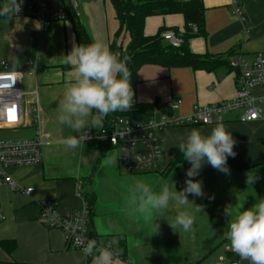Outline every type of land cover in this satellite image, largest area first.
Returning <instances> with one entry per match:
<instances>
[{"label": "crops", "instance_id": "crops-1", "mask_svg": "<svg viewBox=\"0 0 264 264\" xmlns=\"http://www.w3.org/2000/svg\"><path fill=\"white\" fill-rule=\"evenodd\" d=\"M201 2L205 34L188 40L191 54L219 57L224 62L236 55L247 62L258 53L264 57V0H237L243 21L232 13V0ZM75 3L72 12L90 43L98 40L113 52L124 51L123 43H127L129 34L121 30L110 0ZM166 32L179 39L184 32L183 17L158 15L144 20L146 37ZM74 45L70 19L54 22L42 31L34 19L0 18V60L8 64L11 73L14 68L21 73L19 86L14 83V98L20 97V86L28 98L26 109L23 103L18 117L11 121L9 115L6 122L10 124H0V130L17 131L15 140L32 138L31 108L36 106L44 141L38 165L7 170L16 185L31 188L32 195L0 186V242L13 243L9 253L0 248V264H92V255L88 259L84 252L71 248L60 231L43 225L37 208L39 202L54 200L61 214L81 209L82 200L76 196L78 183H82L91 203L89 232L99 244L109 243L123 257L119 255L112 264H202L214 259L223 262L224 256L237 255L227 239L228 226L241 210L264 198V104H260L262 117L253 122L240 123L239 110L223 115L221 123L236 141L235 156L227 159L228 174L203 164L196 179L203 182L204 195L188 196L190 202L202 208V213L195 214L192 230L184 232L173 226V218L182 211L195 213L191 203L177 207L170 202L158 214H142L132 203L130 189L140 181L157 193L165 185L171 190V183L180 191L190 165L178 145L192 128L207 135L216 124L167 129L161 137L162 147L168 154L167 162L174 163L164 173L126 174L119 165L117 151L105 145L101 148L82 143V150H68L63 141L76 133L58 124L55 117L65 83L72 75V67L64 63L63 56ZM234 76L235 72L226 66L207 71L144 65L136 74L133 99L141 106L161 105L166 116L187 117L196 109L233 99ZM253 95L261 98L264 89L256 88ZM173 99H180L181 104L165 109L164 103ZM128 118L137 122L145 115L138 113ZM103 125L104 118L101 127L82 129L81 134ZM252 174L254 181L250 184L248 177ZM225 210L230 214L226 215ZM152 221L158 225L156 231Z\"/></svg>", "mask_w": 264, "mask_h": 264}, {"label": "built area", "instance_id": "built-area-1", "mask_svg": "<svg viewBox=\"0 0 264 264\" xmlns=\"http://www.w3.org/2000/svg\"><path fill=\"white\" fill-rule=\"evenodd\" d=\"M7 0H0V4ZM232 13L240 20H244L242 10L237 0H232ZM75 0H23L21 11L14 18H28L37 20L45 31L54 22L66 21L68 12L75 11ZM193 32L196 28L191 26ZM161 38L173 47L180 45V39L172 33L161 34ZM1 61V60H0ZM231 70L235 72L234 82L236 96L231 100L220 101L196 109L187 117H171L163 113L161 105L157 104L151 111V116L144 121L133 122L122 116H114L110 122L96 131H87V137L83 144L99 143L117 151L119 165L126 174L164 173L168 162L162 147L161 137L169 128L201 127L222 122L223 115L234 111H241L238 117L240 123H249L260 119L263 115L260 104H264V96L256 98L253 91L256 88L264 89V57L256 54L251 62L241 59L239 56L231 57L228 61ZM11 72L8 64L0 63V85L3 81L11 84L9 88H0V124L8 126L6 119L11 115V121L18 117L22 109L23 99L26 96L21 93V86L17 88L20 97L15 99L14 83L19 86V75L11 79H5ZM13 92V93H11ZM21 102V103H20ZM181 104L180 99L168 100L164 103L165 109H175ZM34 136L30 139L17 141H0V186L6 185L12 191H20L31 196V188H21L8 176L7 170L16 167H29L41 162V148L43 146L42 130L40 127L37 107L31 108ZM93 143V144H94ZM96 145V144H95ZM168 159V158H167ZM76 196L82 200V208L67 213L57 211V203L54 200L42 201L37 204L39 218L48 229L58 230L64 236L66 243L73 249L83 251L89 242H94L100 247L107 246L118 258L107 242L99 244L97 238L90 235L88 219L90 203L83 190L82 183L76 187ZM52 213L56 216L53 217ZM1 218V217H0ZM86 255V254H85ZM89 259L91 255H86ZM88 264V263H86Z\"/></svg>", "mask_w": 264, "mask_h": 264}, {"label": "clouds", "instance_id": "clouds-1", "mask_svg": "<svg viewBox=\"0 0 264 264\" xmlns=\"http://www.w3.org/2000/svg\"><path fill=\"white\" fill-rule=\"evenodd\" d=\"M22 6L23 0H7L6 3L0 4V18L10 19L12 15L17 17L16 14L21 11ZM63 58L64 63L72 67V75L65 83L55 118L58 124L76 133L64 139L66 148L82 150V141L87 138L81 134L82 129L101 127L105 116L127 112L132 107L133 90L130 84L131 74L127 67L128 57L114 53L97 40L85 45H74ZM20 74L14 68L5 78L11 79ZM9 87L11 84L0 85V88ZM235 143L231 132L226 130L223 123H217L207 135L202 134L200 129L192 128L178 145L184 160L190 165L185 172L184 187L176 191L171 183V190L165 185L157 193L148 185L137 181L130 189L132 203L142 214H158L167 209L170 202L177 207L191 203L195 213L182 211L173 218L174 227L184 232L191 231L195 214L202 213V208L190 202L188 196L204 195L203 182L196 177L205 163L221 173L228 174L227 159L235 156ZM253 181L252 174L248 177V182L251 184ZM225 214L230 213L225 210ZM52 216L55 217L56 214L52 213ZM153 221L152 227L156 231L158 225ZM227 239L232 250L238 256L246 258L249 264H264V198L236 215L235 220L228 226ZM83 251L86 255H92V264L113 262L114 254L107 246L100 247L94 242H89Z\"/></svg>", "mask_w": 264, "mask_h": 264}, {"label": "trees", "instance_id": "trees-1", "mask_svg": "<svg viewBox=\"0 0 264 264\" xmlns=\"http://www.w3.org/2000/svg\"><path fill=\"white\" fill-rule=\"evenodd\" d=\"M115 11L116 19L120 28L129 34V45L125 51H117L120 56H127V67L131 74L130 84L132 90L136 84L137 71L144 65H156L166 69L190 67L194 70H211L214 67L226 66L230 68L227 61L219 57L197 56L189 52L187 42L192 37L204 36V7L201 0H110ZM179 14L184 20V32L179 37L180 45L173 47L161 38L160 33L153 37H146L143 33L144 20L149 16H164ZM68 19L71 20L73 34L76 44L85 45L90 43L82 25L76 19L73 12H68ZM191 26L196 28L193 32ZM162 32V31H161ZM116 51L114 53H117ZM134 93V92H133ZM155 105L141 106L133 99L132 107L127 112L111 113L104 117L106 126L114 116L127 117L142 113L143 120L151 116ZM130 119V118H128ZM92 142L91 144H93ZM90 144V145H91ZM103 148V144L94 143ZM168 156L165 152V156ZM167 160V157H166ZM168 163L167 169L173 164ZM90 199L88 198V202ZM91 204V203H90ZM90 235L93 234L90 232ZM123 247V246H122ZM0 248L9 253L13 249V243L1 241ZM119 256L118 252H116ZM120 257H122L120 255ZM123 258V257H122Z\"/></svg>", "mask_w": 264, "mask_h": 264}, {"label": "rangeland", "instance_id": "rangeland-1", "mask_svg": "<svg viewBox=\"0 0 264 264\" xmlns=\"http://www.w3.org/2000/svg\"><path fill=\"white\" fill-rule=\"evenodd\" d=\"M128 41H129V36H127V43H123V50L125 51V49L127 48L128 45ZM28 102V98L24 97L23 99V103H24V108L26 109V104ZM16 136H18V132L17 131H12V130H0V141L2 140H11V141H17V139L15 140L14 138H17ZM11 137H13L11 139ZM13 195V194H12ZM2 201H3V196H2ZM4 202V201H3ZM1 211V210H0ZM223 262L218 261L217 259H214L213 261H207L205 263L202 264H249V261L247 259H243L238 255H232V257H223Z\"/></svg>", "mask_w": 264, "mask_h": 264}]
</instances>
